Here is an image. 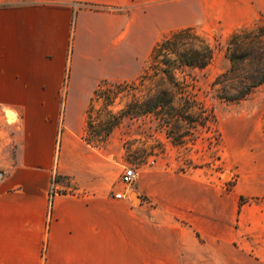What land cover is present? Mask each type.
<instances>
[{
  "label": "crops",
  "instance_id": "obj_1",
  "mask_svg": "<svg viewBox=\"0 0 264 264\" xmlns=\"http://www.w3.org/2000/svg\"><path fill=\"white\" fill-rule=\"evenodd\" d=\"M194 1L0 0V264H264L262 123L220 126L230 189L203 170L148 168L136 202L115 197L123 165L84 139L79 95L137 44L134 61L163 33L207 21L200 6L195 20L181 10L180 27L158 23ZM228 6L244 16L237 27L264 16V0Z\"/></svg>",
  "mask_w": 264,
  "mask_h": 264
},
{
  "label": "rangeland",
  "instance_id": "obj_2",
  "mask_svg": "<svg viewBox=\"0 0 264 264\" xmlns=\"http://www.w3.org/2000/svg\"><path fill=\"white\" fill-rule=\"evenodd\" d=\"M230 2L231 0H202L187 4L180 3L171 10L170 14L161 15L158 21L161 27L171 24L177 28L190 17L187 13L183 14L181 10L192 11V20L198 18L196 10L200 6H204L208 11L207 21L200 24L197 29L214 42L216 46L214 59L204 70L187 72L189 75L188 85H190L189 96L196 103L197 111H204L207 115V127L197 125L185 139L178 142L177 136L174 138L172 135H168L164 126L154 116L146 115L122 119L110 136L106 137V142L103 144L98 143L99 139L93 137L92 133L90 134L92 141L98 146L97 148L112 159H117L123 165V170L124 167H129L137 171L138 178L131 187L120 181L119 192L133 191V195H137L139 175L148 168H157L165 173H181L198 169L207 173L210 179L216 176L227 185L228 189L235 183V176L231 174L223 158L224 148L220 126L231 115L238 117L243 114L262 123L264 132V86L256 89L250 97L240 103L223 101L216 96L212 89L218 76L226 72L230 66L225 57L229 37L238 29L250 28L258 22L237 27L240 26L244 16L233 12L228 6ZM154 14H158V12H152V15ZM143 23L137 19L131 22L134 28L140 27ZM172 33H163L157 39L155 46ZM214 37H216V41ZM135 48V51L130 49L127 60L113 61L112 69L108 75L110 79L106 81L121 83L138 80L147 67L150 54L142 56L141 60L134 61L132 60L134 53L138 52L141 55L144 53L142 44H137ZM92 96L93 91L86 95H79L87 103L85 113ZM136 98L137 100L143 99L144 94L140 91L129 92V94L121 93L110 110L113 114H120L125 111L128 103ZM101 105V101L96 102V110H99ZM104 116V113H94V123L106 119ZM131 200L134 201L133 196Z\"/></svg>",
  "mask_w": 264,
  "mask_h": 264
},
{
  "label": "trees",
  "instance_id": "obj_3",
  "mask_svg": "<svg viewBox=\"0 0 264 264\" xmlns=\"http://www.w3.org/2000/svg\"><path fill=\"white\" fill-rule=\"evenodd\" d=\"M216 37H214V40ZM214 42L195 27L173 32L152 50L143 74L136 82H102L95 90L86 111L84 139L93 147L105 143L115 127L125 117L154 116L166 129L168 135L178 142L186 138L197 125L208 126L204 111L189 96L188 71L204 70L213 61ZM225 57L229 69L218 76L212 89L216 96L228 103H240L254 91L264 86V16L250 28L235 31L228 39ZM140 91L143 99L128 103L124 112L113 114L117 96L121 93ZM102 102L99 110L95 103ZM104 113L106 119L94 123V113ZM246 202L242 199V203Z\"/></svg>",
  "mask_w": 264,
  "mask_h": 264
},
{
  "label": "built area",
  "instance_id": "obj_4",
  "mask_svg": "<svg viewBox=\"0 0 264 264\" xmlns=\"http://www.w3.org/2000/svg\"><path fill=\"white\" fill-rule=\"evenodd\" d=\"M138 178V173L135 169L133 168H129V167H124V170L121 174L120 177V181L121 183L127 185L128 187H131L132 184H134V182L137 180ZM131 192H120L117 195H115L116 198L118 199H124V198H128L129 200H131Z\"/></svg>",
  "mask_w": 264,
  "mask_h": 264
},
{
  "label": "bare ground",
  "instance_id": "obj_5",
  "mask_svg": "<svg viewBox=\"0 0 264 264\" xmlns=\"http://www.w3.org/2000/svg\"><path fill=\"white\" fill-rule=\"evenodd\" d=\"M9 119H10V121L14 120V116L11 114V115L9 116Z\"/></svg>",
  "mask_w": 264,
  "mask_h": 264
},
{
  "label": "water",
  "instance_id": "obj_6",
  "mask_svg": "<svg viewBox=\"0 0 264 264\" xmlns=\"http://www.w3.org/2000/svg\"><path fill=\"white\" fill-rule=\"evenodd\" d=\"M132 196H133L134 201L136 202L138 198L136 197V195H132Z\"/></svg>",
  "mask_w": 264,
  "mask_h": 264
}]
</instances>
